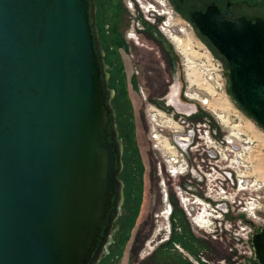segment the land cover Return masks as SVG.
I'll return each mask as SVG.
<instances>
[{
	"label": "water",
	"instance_id": "obj_1",
	"mask_svg": "<svg viewBox=\"0 0 264 264\" xmlns=\"http://www.w3.org/2000/svg\"><path fill=\"white\" fill-rule=\"evenodd\" d=\"M189 21L264 130V18L212 4ZM96 23L95 0H0V264H98L110 244L123 147ZM192 138L173 136L180 148ZM247 224L264 264V228Z\"/></svg>",
	"mask_w": 264,
	"mask_h": 264
},
{
	"label": "rangeland",
	"instance_id": "obj_2",
	"mask_svg": "<svg viewBox=\"0 0 264 264\" xmlns=\"http://www.w3.org/2000/svg\"><path fill=\"white\" fill-rule=\"evenodd\" d=\"M162 1L165 3V0ZM149 3L154 4L157 10H165V7L162 8L156 0H95L98 38L104 54H106V63L110 67L109 88L115 93L112 99V107L116 112V125L119 140L123 147V168L120 180L124 183V202L117 221L119 229L113 232L110 244L98 264H188L183 253L166 242L173 236L184 248L188 249V245H191V248H202L204 251L207 250L211 258L218 261L228 257L225 246L219 240L230 232H240L242 237L239 238L241 239L233 235L232 246H230L234 251L232 259L234 255L236 258L239 251L244 250L242 247L245 243L243 236L246 234L245 231L241 230V228L246 227V224L239 223L241 219L239 217L245 216L238 213L241 204H239L240 206L235 205L233 213L230 207L228 216L232 215L231 221H220L221 224L214 221L211 228L212 232H207L193 223L192 215L196 214L197 209H190L192 211H189L182 206L177 188L184 186L185 188L180 189L189 199H192L190 195H195L206 199L207 203H212V198L216 202L221 200L219 196L217 198L214 191L213 194L209 192L211 184L206 178L207 172H209L207 166L212 168V164L215 163V160L208 154L209 147L214 145L205 141V133L208 130H210L212 140L218 141L216 146L220 159L223 157V152L228 154L230 150L241 154L245 163L248 160L247 162L254 165L251 172L252 166L247 164L246 170L249 172L243 174L247 176L249 173L254 174L264 182V130L256 125L248 113L239 108L233 101L227 84V72L225 80L220 84L221 89H217L220 93L219 96L212 94L207 85L204 84L201 85L203 89L200 92L196 91L195 87L188 88L190 86L184 67L189 66L188 62L192 60L190 58L195 54L192 52L186 54V46L178 43L180 39L171 41L167 31L176 29L185 23L183 19L178 17L179 15L175 12L170 0H166L167 8L170 11L174 10V19L163 15L159 20L158 13H146L142 9V5L150 6ZM170 22L174 25L168 28ZM134 33L139 35L141 45H136V41L132 39ZM185 36H182V40L189 41L188 38L184 40ZM158 40L162 51L163 48L165 49L163 53L158 47L160 45ZM193 41L200 47H207L215 56L219 57L227 70L224 59L219 56L209 40L201 36L197 30H195ZM192 50L194 51V49ZM192 81L199 83V81L190 78V82ZM194 91L200 93L203 100L209 99L210 104H215L217 113L226 114L228 117L225 118L229 124H223L216 116L217 113L212 112L213 108L209 109L210 105L208 107L202 102L200 104L191 101L195 104L198 103L201 107L197 105L198 115L189 118L186 124L197 125L201 123L203 128H201L200 134L203 133L204 139L198 138L197 134L195 143L189 145L185 151L187 153L184 159L188 166L183 163L182 159V162L180 161L185 169L188 167L191 169L188 168V172L183 176L171 177L170 173L166 172L165 166L162 165L164 163L165 137L170 139V143L178 152L182 151L175 145L174 133L169 132L176 129L181 130V126L177 122L178 111L173 105H167L169 102L167 97L174 92L172 100H176L175 102L178 100L189 101L185 93ZM222 91L224 94H221ZM221 97H226V101ZM154 107L163 111L168 117L175 113L176 121L168 118L173 122L172 127L174 129H163L161 132L160 128L153 122L156 115L155 111L152 110ZM157 115V122L165 124L167 117L165 118V115L159 112ZM182 120L184 121V118ZM206 120H210L211 123ZM205 123H207V127H204ZM186 124L182 125L183 128ZM236 126L242 127V134L234 128ZM186 131L185 128L181 133ZM233 132H236L237 135L235 134V136L238 138L232 136ZM249 138L251 140H248ZM229 139L234 140L235 148L226 143ZM199 143L202 144L197 147ZM171 150L169 151L171 152ZM197 158H200L205 165ZM160 165L163 166L164 176L160 175ZM195 165H197L199 174L204 173L205 177L202 182L198 174H192V167ZM199 165L202 168H198ZM219 165L224 168L223 162ZM203 169L205 171H202ZM164 179L168 185V192H165V195L167 193V200L173 212L168 221L169 234L162 233L156 236L163 222L162 219L158 218L159 213L166 208V197L163 195L162 188ZM230 192V194L237 193L236 200H239L243 195V193H238L237 188ZM210 194L212 197L209 196ZM226 202L229 203L230 201ZM212 205L211 208L217 210L216 205L214 203ZM218 211L220 210L218 209ZM214 215L217 214L214 212ZM257 226L258 228L264 227L261 223ZM176 234L178 238L175 237ZM154 240L155 242L151 243L154 249L149 250L148 244ZM227 262L230 263L228 260Z\"/></svg>",
	"mask_w": 264,
	"mask_h": 264
},
{
	"label": "built area",
	"instance_id": "obj_3",
	"mask_svg": "<svg viewBox=\"0 0 264 264\" xmlns=\"http://www.w3.org/2000/svg\"><path fill=\"white\" fill-rule=\"evenodd\" d=\"M156 1L159 2V4L161 5L162 8L165 7V10L164 9L157 10V13L161 16L166 15L165 17H167V18L170 17V19H174L175 12H174V10L170 11L167 8L166 0H165V3L162 0H156ZM157 13H155V14H157ZM183 21L185 23L184 25L179 26L176 29H172L171 32H173L177 36L186 35L184 40L189 38V37L192 38L191 46L194 49V51L197 50V51H195L196 54L190 58L192 60H190L188 62L189 66L184 67V72L186 73V76H187V79L189 82V86H190L188 88L191 89V87H195L194 89L196 91L198 90L200 92L199 87H200V85L204 84V85L210 86V88H212L215 91V96H219L220 93H218L217 89H221L220 84L223 83V81L225 80L226 66L224 65L223 61L219 57L215 56L207 47H205V46L200 47L197 44H194L193 38H194V34H195L196 29L191 24L190 21H188V20H183ZM180 54H183V53H180ZM191 69H194V72L197 75L195 80L199 81V83L196 82L195 85H193L190 82L189 74H190ZM201 80H202V82H201ZM190 93H185V95L189 99V101L188 100H186V101L178 100V102L180 104L181 103L190 104V105H194V107H195V110L192 114H185V113H179L178 112V115H176V116H178L177 122H180V124L183 126L186 124V121H188L189 118L198 114V106H197V105H199L198 103L201 104V102H202L204 105H207V106L210 105V100L209 99L203 100L201 98L200 93L195 92V91L192 92L191 94H193L195 96V98H190L189 97ZM221 94H224V92L222 91ZM168 101L170 102L169 99H168ZM191 101H196L198 103L195 104V102H191ZM174 114H172L170 117L173 118L174 120H176L175 119L176 117ZM183 118H184V121L182 120ZM206 121L208 123H211L210 120H206ZM189 123H190V121H189ZM206 125H207V123H205L204 127H207ZM185 128L187 129V131L185 133L174 134V136L175 135L187 136L190 133H192L195 136V138L198 134V138L204 139L203 133L200 134L202 132L201 128H203L201 123H199L197 125L186 124ZM205 134H206L205 141H207V138H208L209 140H211L210 144L213 143V145H214V146H211L208 150L209 156L212 157L215 160V162H217V160H219L218 162L224 163V168L221 166L214 168L215 163H213L212 164L213 167L211 169H214V171L209 170V172L206 175V178H207V181L209 182V184H211L215 188V189H211V190L215 192L214 194L217 196V198H219V197L221 198V200L219 202H216V200L214 198H212L213 199L212 203H214L216 205V208H217V210L212 209L217 214V215H215L216 219L214 221H217L220 223V221L226 220L225 217L229 213V210H227L228 208L223 209L222 208L223 205H229V207L232 208V213H233V210L235 209V207L240 206L239 204H241L238 213L241 215H245V216L239 217V218H241L239 221L240 224H245V222H244V218H245V219H248V220L254 222L256 224V226H257V224H260V223L264 226V182L260 178L256 177L254 174L249 173V176L243 174L245 172L246 173L249 172V170H246V168H248L247 164H250L252 166L251 172L254 169V165L252 163L247 162L248 161L247 159H246L247 161L245 163L243 156L241 154H237V152H234L233 150H230V152H228V154H226L225 159H224V157H222L220 159L219 153H217L218 147L216 146L218 141L216 139H213L214 141L212 140V137L210 136V130L206 131ZM226 143L235 148L234 140L229 139L226 141ZM201 144L202 143H199L197 145V147L200 146ZM175 145L180 149V147L176 143H175ZM189 145H192V143ZM188 146L185 148L187 149ZM185 148H181L182 153H183ZM210 151H213L214 154L211 155ZM220 153H221V151H220ZM224 154L225 153L223 152L222 155H224ZM214 156H216L217 159L214 158ZM235 188H237L238 193H243V195H244V196L242 195L239 198V200H236L237 193L236 194L232 193L233 195L230 194L231 193L230 191L234 190ZM195 198L199 199V200H204L207 202L206 199H203L199 196H196ZM194 199H193V201H195ZM226 201H230L229 203L231 204V206ZM212 203L208 202V204L210 206L212 205ZM218 209L220 211H218ZM262 228H264V227H262ZM241 230L245 231L246 234H245V236H243L245 239V243H243V246H242L244 248V250L239 251V255L244 254L246 256L249 255V257H250L254 253L253 246L251 244V237L254 233V230L250 226H247V225H246V227L241 228ZM230 234H231V239H232L233 235L236 238L242 237L240 235V232H235V233L230 232ZM239 239H241V238H239Z\"/></svg>",
	"mask_w": 264,
	"mask_h": 264
},
{
	"label": "flooded vegetation",
	"instance_id": "obj_4",
	"mask_svg": "<svg viewBox=\"0 0 264 264\" xmlns=\"http://www.w3.org/2000/svg\"><path fill=\"white\" fill-rule=\"evenodd\" d=\"M170 1H171L172 5L174 6V9H175V12L177 13V15H179V17L181 19L188 20V21H189L191 15L193 13H195V12H205L206 9L209 6H211L212 4L217 5L222 13L227 14L229 16V20H233L235 18H239V17H243V16L247 17L248 19H254L256 17L264 18V0H239V1H235V0H170ZM160 17H161V15H159V20H160ZM161 29L163 30V27H161ZM132 39L136 40V42H135L136 45L140 44L139 35H136V34L133 35ZM158 44H160L159 40H158ZM158 47L161 50V52L163 53V51L165 49L163 48V51H162L161 44ZM104 59H105V62H106V54H104ZM107 66H108V64H107ZM109 68L110 67L108 66V69H107L108 74L110 73V71H109L110 69ZM171 94L167 97V98H169V100L171 98L170 102H168L167 105L168 104H169V106L173 105L177 109L176 102H175L176 100H174V101L172 100ZM177 103H178V101H177ZM181 104H183V103H181ZM221 121L225 125L229 124V122H228V124L224 122V120L222 119V116H221ZM168 124H169V122H167L165 124L161 123V128L165 129V126L168 125ZM168 127H171V126H168ZM171 128H173V127H171ZM233 133H234V136H235L236 132H233ZM235 137H237V136H235ZM191 143L192 144L195 143V136L194 135H193ZM165 150H171L170 145L166 141H165ZM186 153L187 152L183 151V157H185ZM214 158L217 159L216 156H214ZM197 159L200 162H203L200 158H197ZM182 160H183V163H185L186 166H188L186 160L184 158ZM218 161L219 160H217V162ZM217 162H215V164L218 167V166H220L219 165L220 162H218V163ZM203 165H205L204 162H203ZM198 168H202V166L199 165ZM189 169H191V168H189ZM192 169H193L192 170L193 171L192 174H194V175L198 174V176H199V178H200V180L202 182V180L204 178V173H202V174L200 173L199 174V171H197V165L192 167ZM207 169L211 170L210 167H207ZM202 171H205V170L203 169ZM179 187L181 189L185 188L184 186L183 187L179 186ZM190 197L194 199L196 196L195 195H190ZM222 208L223 209L228 208L227 210L230 209L229 205H223ZM225 218H226L225 221H229V220L231 221L232 215L228 216V214H227V216ZM118 219H119V217H118ZM118 219H117V221H118ZM117 221L113 225V228H112L113 232L115 230L119 229V224L117 223ZM247 221H250V220L244 218L245 224L247 226H250V225L247 224ZM258 229H261V228H258ZM175 237L178 238L177 234L175 235ZM216 239L218 240V237ZM219 241H221V243L225 246V249H226L225 252L228 253V257H224V258H222L221 260H218V261L214 260L213 258H211V255H209L207 253V250L204 251V250H202V248H197V247H192L191 248L190 247L191 245H188V249L184 248L182 246V244H180V243H178V241H176L174 236L172 238H169L166 242L168 243V245H170V244L173 245L175 249H179L183 253L184 258L188 262V264H233V263L234 264H259V262L255 258V253H253V255L250 256V257H249V255L246 256L244 254L243 255L241 254V255L236 256V258H235V255H234V257L232 259V254H234V251H233L232 247H230V246H232L231 244H232V241H233L231 239V234L230 233L226 234L225 237L221 238ZM251 244H252V237H251ZM224 254H226V253H224ZM227 260L230 263H228Z\"/></svg>",
	"mask_w": 264,
	"mask_h": 264
},
{
	"label": "bare ground",
	"instance_id": "obj_5",
	"mask_svg": "<svg viewBox=\"0 0 264 264\" xmlns=\"http://www.w3.org/2000/svg\"><path fill=\"white\" fill-rule=\"evenodd\" d=\"M156 2H158V1H156ZM146 4V3H145ZM150 4V3H149ZM142 9L146 12V13H151V12H153V14H155V13H157V9H156V6L154 5V4H150V6H145V5H142ZM134 10V9H133ZM174 25V23L172 24L171 22H170V25H168V28L169 27H172ZM165 26V25H164ZM168 31V38L169 39H171V41H173L174 39H177V40H179V44L180 45H182V46H186V48H187V50H185L186 51V54L188 53V52H192V54H196V52L195 51H193L192 49L193 48H191V39L192 38H188L189 39V41H183L182 39H183V37L182 36H177V35H175L173 32H171V29H169V30H167ZM134 32V31H133ZM133 35H135V33L133 34ZM132 35V36H133ZM135 40V39H134ZM136 41V40H135ZM179 46V45H178ZM180 47V46H179ZM190 47V48H189ZM183 48V47H182ZM182 48H181V50H182ZM183 52V51H182ZM189 71V70H188ZM189 77L190 78H192V79H195L196 77H197V75H196V73L194 72V69H191L190 70V74H189ZM193 82V83H192ZM191 83L193 84V85H195L196 83L194 82V81H192ZM201 82H202V80H201ZM207 88H208V90L209 91H211V93L212 94H215V92H214V90H213V92H212V89H210V86H207ZM203 88L201 87V85H200V87H199V90H202ZM174 92L171 94V96H172V99L174 98ZM175 96H177L176 94H175ZM189 97L190 98H195V96L193 95V94H190L189 95ZM222 98H224L223 100L224 101H226V97H221V99ZM174 101V100H173ZM228 102H229V100H228ZM208 103V102H207ZM214 105V106H213ZM226 105V104H225ZM222 106H224V105H222ZM209 107V106H208ZM211 107L213 108V110H212V112L214 113V114H216L217 112V110H216V108H217V106H215V104H213V103H211L210 104V108L209 109H211ZM225 107V106H224ZM220 109V108H219ZM152 110L153 111H155V113H156V115H155V117H154V119H153V122H155V125L158 127V128H160V130H161V132L163 131V129L164 128H161V123H159V122H157V119H158V112L159 113H162L163 115H165V118L167 117V120H165V123H167V122H169V124L168 125H166L165 126V129L167 130V129H172L171 127H172V124H173V122L170 120V119H168V118H171V117H168L163 111H161V110H157V109H155V107L154 108H152ZM222 110H224L223 108H222ZM221 110V111H222ZM226 110V109H225ZM162 116V115H161ZM216 116L221 120V116H222V119L224 120V122L225 123H227L228 124V122L229 121H227V119L225 118V117H228L226 114H219V113H217L216 114ZM230 118V117H229ZM171 119H173V118H171ZM174 120V119H173ZM176 121V120H175ZM161 122V121H160ZM179 124H180V122H178ZM223 123V122H222ZM224 124V123H223ZM168 126H171V127H168ZM180 126H181V130H174V131H169V132H171V133H174V134H180L182 131H183V126L180 124ZM225 126V125H224ZM223 127V126H222ZM229 128V127H228ZM242 128V127H241ZM240 128V126H236L235 127V129L239 132V133H241L242 134V132H243V130ZM155 131H156V128H155ZM176 131V132H175ZM232 136H234V133L232 134ZM164 137V136H163ZM234 138H235V136H234ZM248 140H251L250 138L248 139ZM165 141L170 145V147H171V152L169 151V150H165L164 152H163V156H164V163L162 164L163 166H165V170H166V172L168 171V173H170V176L171 177H178V176H183V175H185V173L187 172V170L185 169V167H184V165H183V163H181L182 161H181V159H183L184 157H183V153L181 152V151H177V149L174 147V146H172V144L170 143V139L169 138H167V137H165ZM242 141H243V139H242ZM207 142L210 144L211 143V140H209L208 138H207ZM211 147V146H210ZM209 147V148H210ZM213 148V147H212ZM187 149L185 148L184 149V151H186ZM210 154L211 155H213L214 153H213V151H210ZM163 156H162V158H163ZM223 157H224V159H225V157H226V154H224L223 155ZM242 157V156H241ZM181 161V162H180ZM181 163V165L180 166H178L179 164ZM185 164V163H184ZM163 166L161 167V165H160V167H159V170H160V175H165V172H164V170H163ZM215 167H217L216 166V164L214 165ZM207 167H209V166H207ZM211 171H214V169H211ZM213 186L211 185V189H213L212 188ZM162 188H163V195H164V197H166L165 198V204H166V208L161 212V213H159V216H158V218H160V219H162L163 220V222L161 223V225H160V229H159V232L156 234V236H158V235H160V234H162V233H165V234H169V225H168V221L170 220V218H171V216H172V212H173V209H172V207H171V205H170V203L168 202V200H167V198H168V196H167V193H166V195H165V192H168V185H167V182L165 183V179L163 180V183H162ZM166 188V189H165ZM178 189V196L181 198V201H182V206L184 207V208H187L189 211H192V210H194L195 208L197 209V212H196V214L195 215H192L193 217H192V221H193V223L198 227V228H200L201 230H205V231H207V232H212V230H211V228H212V226H213V224H214V220L216 219V217H215V215H214V211L212 210V208H211V206L206 202V201H204V200H199V199H194L195 201H193L192 199H188V198H186L185 197V195H184V193L181 191V189L180 188H177ZM211 189H209V192L211 193V194H213V191L211 190ZM209 196H211V195H209ZM212 197V196H211ZM190 209H192V210H190ZM166 224V225H165ZM167 234V235H168ZM153 242H155V240L154 241H152V242H150L149 244H148V247H149V250H153L154 249V247L152 246V244L151 243H153ZM151 244V245H150Z\"/></svg>",
	"mask_w": 264,
	"mask_h": 264
}]
</instances>
